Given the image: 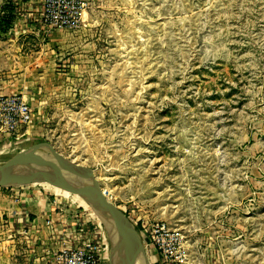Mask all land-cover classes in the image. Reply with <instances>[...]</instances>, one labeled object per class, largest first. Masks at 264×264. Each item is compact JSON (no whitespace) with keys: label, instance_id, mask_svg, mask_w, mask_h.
Here are the masks:
<instances>
[{"label":"rangeland","instance_id":"obj_1","mask_svg":"<svg viewBox=\"0 0 264 264\" xmlns=\"http://www.w3.org/2000/svg\"><path fill=\"white\" fill-rule=\"evenodd\" d=\"M80 4L26 101L32 121L18 135L32 131L0 147V171L52 153L90 169L143 243L127 264H160L145 233L156 224L177 236L161 264H264V0ZM18 190L76 210L84 200L110 264L112 241L74 175L51 171Z\"/></svg>","mask_w":264,"mask_h":264},{"label":"crops","instance_id":"obj_2","mask_svg":"<svg viewBox=\"0 0 264 264\" xmlns=\"http://www.w3.org/2000/svg\"><path fill=\"white\" fill-rule=\"evenodd\" d=\"M15 1L14 22L6 32H0V96L16 95L26 102L34 89L46 85L44 79L52 71L50 44L61 32L47 34L40 25L41 0L33 9L32 0ZM3 4L1 0L0 9ZM30 131L32 128L27 127L20 134ZM18 132L6 136L0 131V147L17 140ZM9 189L10 195L0 193V220H5L0 223V258L5 257L8 264H50L52 255L75 245L74 240L80 244L91 239L89 220L83 214L86 212L93 221L95 218L83 207L76 210L68 205L58 206L35 191L20 193L18 187ZM142 253L144 246L138 255Z\"/></svg>","mask_w":264,"mask_h":264},{"label":"built area","instance_id":"obj_3","mask_svg":"<svg viewBox=\"0 0 264 264\" xmlns=\"http://www.w3.org/2000/svg\"><path fill=\"white\" fill-rule=\"evenodd\" d=\"M80 17V0H41L38 21L47 34L76 28ZM32 113L30 106L21 97L0 96V131L6 136H15L19 128L31 123ZM145 233L161 257L160 264L175 253L177 236L164 225L149 226ZM90 238L80 244H77L78 239L74 240L75 245L71 244L53 254L50 264H101L100 248L93 243L92 235Z\"/></svg>","mask_w":264,"mask_h":264},{"label":"water","instance_id":"obj_4","mask_svg":"<svg viewBox=\"0 0 264 264\" xmlns=\"http://www.w3.org/2000/svg\"><path fill=\"white\" fill-rule=\"evenodd\" d=\"M51 171L72 174L82 185L86 201L104 220L107 233L113 240L111 264H127L126 260L130 254L136 256L137 252L143 250V245L133 228L130 225L128 227V223L122 220L120 214L105 197L92 171L56 153L27 162L13 170L0 171V189L22 186L27 181Z\"/></svg>","mask_w":264,"mask_h":264},{"label":"trees","instance_id":"obj_5","mask_svg":"<svg viewBox=\"0 0 264 264\" xmlns=\"http://www.w3.org/2000/svg\"><path fill=\"white\" fill-rule=\"evenodd\" d=\"M16 6L14 2H5L0 9V32H6L11 28L15 18Z\"/></svg>","mask_w":264,"mask_h":264},{"label":"bare ground","instance_id":"obj_6","mask_svg":"<svg viewBox=\"0 0 264 264\" xmlns=\"http://www.w3.org/2000/svg\"><path fill=\"white\" fill-rule=\"evenodd\" d=\"M36 155V154H35ZM64 178H65V180H67V181H73V178L71 177V176H69V175H67V176H64ZM74 182V181H73ZM53 187V186H52ZM56 193H60V194H62V195H64L65 197H67L68 195H70L69 194V191H66V190H64L63 188H59V187H57V186H54L53 188H52ZM76 196V195H75ZM73 200H75V202L79 205V206H81V207H83V208H87V204L85 205V201L84 200H82L81 198H79V197H76L75 199H73ZM90 206V205H89ZM94 211V210H93ZM104 221V220H103ZM105 230H106V236H107V238H108V241L110 242V244H111V241L113 242V240H112V238H111V236H109L108 235V233H107V228L105 227ZM143 244V243H142ZM105 249H106V247H105ZM110 250H109V253H110V257H109V263L111 264L112 262H113V250H112V248H109ZM140 261L141 260H139V261H137V264H141L140 263ZM142 261L144 262V264H148L149 263V260H148V263L146 262V260L144 259V258H142ZM143 262H142V264H143Z\"/></svg>","mask_w":264,"mask_h":264}]
</instances>
